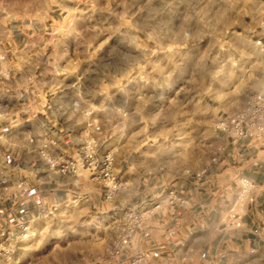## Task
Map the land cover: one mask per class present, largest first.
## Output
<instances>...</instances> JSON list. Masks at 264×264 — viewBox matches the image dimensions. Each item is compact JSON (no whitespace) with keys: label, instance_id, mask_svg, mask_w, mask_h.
I'll list each match as a JSON object with an SVG mask.
<instances>
[{"label":"clouds","instance_id":"clouds-1","mask_svg":"<svg viewBox=\"0 0 264 264\" xmlns=\"http://www.w3.org/2000/svg\"><path fill=\"white\" fill-rule=\"evenodd\" d=\"M56 2L45 0L49 6ZM123 2L129 10L117 27L105 30L115 42L99 60H78L86 66L77 81L58 95L47 93L46 110L35 99L20 103L19 91L0 82V145L24 162L25 169L17 172L26 175L28 183L18 190L35 202L39 215L34 220L46 232L87 238L96 230L111 245L103 251L112 256V264L121 257L122 264H142L137 229L144 231L150 222L160 227L148 219L153 206L162 200L177 203L168 190L177 177L191 171L168 139L169 132L181 127L177 116L184 115L171 103L177 94L183 90L202 95L214 85L233 98L230 118L264 123V0ZM122 30L142 32L165 56L153 60L147 46L133 52L121 42ZM98 34L91 29L72 35L90 45ZM131 57L135 59L129 64ZM15 67L22 70L19 64ZM244 92L251 99L249 106L241 107ZM41 111L44 116L37 118ZM23 115L30 128L18 127ZM60 121L62 134L53 131ZM9 129L14 130L11 139L4 135ZM67 142L79 150L67 151L74 162L58 169L67 162L56 150L64 152ZM118 169L123 173L119 181ZM93 173L97 178L89 179ZM33 184L47 194L33 196ZM255 211L250 208L248 215L254 217ZM101 213L111 217L109 227ZM221 232L217 255L226 254L227 264H264V241L255 236L264 232V225L242 218ZM203 235H194L189 243L195 245ZM85 251L87 261L92 250Z\"/></svg>","mask_w":264,"mask_h":264},{"label":"crops","instance_id":"crops-1","mask_svg":"<svg viewBox=\"0 0 264 264\" xmlns=\"http://www.w3.org/2000/svg\"><path fill=\"white\" fill-rule=\"evenodd\" d=\"M0 26V46L6 52L3 57L6 59V65L0 64V82L19 91L17 98L20 103L35 99L37 104L46 110L47 93L58 95L61 87L71 85V80H59L58 66L53 61L52 53L53 60L49 63H43V57L36 54L34 44H37V41L34 39L38 32L33 24L13 23L11 20L4 21L0 18ZM21 57L24 61L20 65ZM25 61L27 63H24ZM17 64L22 70H17ZM42 116L44 112H36L37 118ZM22 119L24 123L18 127L30 128L31 123L27 116L23 115ZM63 126V121H60L53 127V131L62 134ZM148 131L154 132L151 128ZM4 135L11 139L14 130L9 129ZM222 137L224 147L219 160L210 162L206 167L207 171L200 178L194 173L202 168L194 166L188 168L191 173L187 176L177 177L173 181L170 188L178 191L180 201L174 205L166 200L160 201L161 207L148 218L149 221L158 222L160 227L150 222L147 229L142 232L138 230L141 253H149V257L142 264H227L226 254L218 257L216 245L223 234L221 229H228L225 227L228 215L233 211H240L247 223L264 225V138L260 141L243 139L235 142L226 135ZM62 147L64 152L59 149L56 151L65 155L67 151H77L79 148L71 142L64 143ZM136 155L139 153H135L134 157ZM17 169L24 170V162L18 159L10 148L0 145V191L3 196L0 198V208L4 212L0 234L9 244L15 229L39 213L32 198L21 195L18 190L17 183L21 180L28 183V177L21 175ZM117 171L120 176L123 175L119 169ZM42 175L43 173L38 175L37 179ZM241 177L254 181L256 189L249 199L234 205ZM46 194L37 189L35 184L32 185L33 196ZM253 207L256 209L255 216L250 217L249 209ZM200 233L205 234L201 240L195 245L190 244L192 237ZM255 236L264 241V232H256ZM237 242L234 240V243ZM123 260L124 257H121L116 264H122ZM91 264H112V257L107 256L106 260Z\"/></svg>","mask_w":264,"mask_h":264},{"label":"rangeland","instance_id":"rangeland-1","mask_svg":"<svg viewBox=\"0 0 264 264\" xmlns=\"http://www.w3.org/2000/svg\"><path fill=\"white\" fill-rule=\"evenodd\" d=\"M129 2L134 3V0ZM128 10L123 0H57L51 6L45 0H0V18L13 23L33 24L38 32L34 39L37 41L34 51L43 57V63L53 60L52 53L53 61L58 66L59 80H71V85L86 66L77 61L83 62L88 57L92 61L99 60L108 45L115 42V37L109 39L105 30L117 27ZM135 10L131 8V11ZM91 29L99 30V34L90 45L72 35L73 32ZM236 30L241 31L238 27ZM120 40L133 52H139L144 46L151 48L153 60L165 56L142 32L122 30ZM5 54L0 46V55L4 57ZM134 59L131 57L127 62L131 64ZM23 61L21 57L19 64ZM0 64L5 66L6 59L0 60ZM249 96L247 92L240 94L241 106ZM232 101V97L226 98V93L213 85L211 91L202 95L181 90L171 102L178 105L184 115L177 116L181 127L169 132L168 139L174 150L182 154L187 169L194 166L204 169L214 156L220 155L224 147V133L217 130L215 124L222 114L235 111L230 107ZM158 131L165 132L167 129L160 128ZM35 216L15 229L11 244L5 242L2 245L7 252L1 264H91L111 256L103 251L111 245L98 231L93 230L87 238L74 233L54 235L39 226V222L34 220ZM100 218L105 222V227L110 226L108 222L111 217L108 214L101 213ZM86 249L92 250L87 261Z\"/></svg>","mask_w":264,"mask_h":264},{"label":"built area","instance_id":"built-area-1","mask_svg":"<svg viewBox=\"0 0 264 264\" xmlns=\"http://www.w3.org/2000/svg\"><path fill=\"white\" fill-rule=\"evenodd\" d=\"M251 99V95L247 97L245 103L241 107H246L249 106V101ZM234 112V111H233ZM230 114H222L219 116L216 120L215 127L217 130L221 131L229 137L232 141H240L243 139H251L255 141H260L264 138V131H261V128H264V123L261 121L257 120H251L250 117H245L244 120H236L235 117L230 118ZM235 121V122H233ZM79 150V148H78ZM77 150V151H78ZM63 156L64 160L67 162L62 165H57V168H64L67 167L68 164L73 163V157L65 155L63 153L60 154ZM220 155H216L212 158V162H217L219 160ZM87 168V164L84 166ZM207 171V168L202 169L201 171L194 173L195 176L201 177L205 172ZM191 173V171H189ZM91 179H96L95 173L89 176ZM116 179L119 181L120 179V174L118 173ZM21 184H26L25 180H21L20 182L17 183V187ZM240 188H239V193L237 197L235 198L234 205H238L240 202H243L246 199H249L256 189V183L252 181L251 179L247 177H241L240 182H239ZM168 194L174 195L177 202L180 201L179 193L175 188H170L168 190ZM169 204L174 205L167 201ZM155 207V211H153L149 217H151L153 214L156 213V210H158L161 207L160 202H158V207ZM4 218V212L0 208V231H1V223ZM243 218V215L241 214L240 211H233L231 212L228 217H227V222L225 224L226 228H229L233 225H237L241 222V219ZM23 226V225H21ZM139 229H137L138 231ZM6 242V238L0 234V264L2 263V260L6 254V250L2 247ZM112 257V256H111ZM149 257V253H141V256L139 257L141 259V262L145 261Z\"/></svg>","mask_w":264,"mask_h":264}]
</instances>
